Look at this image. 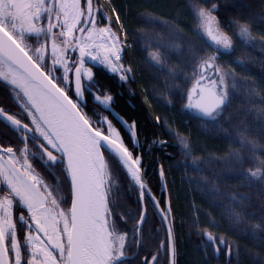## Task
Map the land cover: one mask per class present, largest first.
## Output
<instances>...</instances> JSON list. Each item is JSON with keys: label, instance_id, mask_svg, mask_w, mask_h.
<instances>
[{"label": "snow or ice", "instance_id": "obj_1", "mask_svg": "<svg viewBox=\"0 0 264 264\" xmlns=\"http://www.w3.org/2000/svg\"><path fill=\"white\" fill-rule=\"evenodd\" d=\"M134 7L135 0H0V264H178L168 174L158 164V198L145 160L169 141L154 138L145 148L137 121L116 110L98 81L101 70L121 85L135 80L124 22ZM222 7L226 0H188L185 15L201 46L189 44L183 64L166 57L184 51L176 17L136 10L147 25L137 31L157 38L153 46L151 35L141 37L146 63L170 81L164 106L179 105L181 119L224 132L229 145L194 155L191 133L164 122L184 157L181 182L223 209L218 220L191 197L181 224L195 228L205 261L264 264V76L241 58L221 62L240 47L259 52L264 67V9L222 23ZM237 103L243 111L233 113ZM213 160L224 163L205 175L201 162ZM190 167L198 180L185 179ZM133 192L135 214L117 212V200ZM150 207L156 234L147 230ZM224 220L234 235L219 230ZM241 239L251 246L242 249Z\"/></svg>", "mask_w": 264, "mask_h": 264}, {"label": "trees", "instance_id": "obj_2", "mask_svg": "<svg viewBox=\"0 0 264 264\" xmlns=\"http://www.w3.org/2000/svg\"><path fill=\"white\" fill-rule=\"evenodd\" d=\"M117 6H123L129 3V0H114ZM188 0H135V7L131 14L124 16V22L130 33L129 43L133 45L132 49H128L126 52V63H130L134 69L135 80L130 81L129 85H121L120 82L112 77L110 74L103 72L98 73V81L109 89L115 98V108L125 118L129 120H136L138 126V132L141 136V143L147 148V145L151 143L154 138L168 140L167 146L160 148L153 146L151 154L145 152V160L148 163L147 178L150 186L153 188L158 198L163 196L161 186L157 179L158 164H164L166 172L168 174L169 190L172 192L173 205L176 215V236H177V249H178V264H217L215 259L210 256L205 261L202 253L196 251L197 245L200 243V238L196 234V230L190 227L188 224H181V219H187L185 215L188 200L191 197H195L197 202L202 205V208H206L212 212L218 220L222 218L221 214L223 209L216 207H209V201L201 196V194L189 188L186 184L181 182L183 175V169L180 167L184 163V157L181 154L179 145L170 138V134L163 126L167 120L172 123L174 128L179 129L181 132H190L192 136V147L194 155H206L209 152L223 153L229 145L225 139V133L219 130H205L199 127L196 122L188 123L178 114L179 105L176 109L165 107L163 104V95L167 93L169 83L166 84V77L163 73H158L148 63H146V52L143 50V36H152L153 46H155L156 37L148 32H138L140 28H147L143 20L136 14V10L144 11L145 9L155 12L163 16H174L180 24L184 27L185 32L181 43L184 45V51H171L166 53L167 60L170 64L185 63L187 57V49L189 44L199 48L201 43L193 36V21L190 16L185 15L186 5ZM264 9V4L261 0H226V8L222 7L218 13L221 22L224 23L228 15L247 16L249 10L253 14L260 13ZM167 40V33H165L164 41ZM161 41V42H164ZM260 53L252 50H245L237 47L236 52L232 56L221 57V62L234 60L237 58L244 59L249 63L251 73L257 78L264 76V67L261 66L259 60ZM251 57H256L252 62H249ZM147 90V92H145ZM145 94L149 97V103H145ZM239 100V98H238ZM94 102L89 100V108H91ZM175 103V101H174ZM99 110V109H98ZM233 113L237 111H243V108L239 106V103L233 106ZM160 115L162 120L157 124L155 116ZM227 127V125H225ZM232 132V129H229ZM189 165L191 160L188 161ZM224 162L219 160H213L211 163L201 162L205 175H210V170L214 167L222 165ZM193 178L198 180L195 172L190 167L188 169L187 178ZM124 199L127 205V211L135 214L137 205L135 204L136 195L133 192L131 195H125ZM259 203V201H257ZM117 205H115L116 207ZM116 211L120 212L116 207ZM118 219V218H117ZM118 223L119 220H118ZM123 227V224H120ZM127 227L131 228V222ZM160 227L159 217L152 214L151 207L149 208V220L147 224V230H151L153 234H156V229ZM220 231L231 233L228 222L223 221ZM164 235L163 230H160L159 236L162 238ZM241 248L246 245L251 246V242L241 239L239 241ZM156 245L149 243L148 250H154ZM242 264H250V260L247 257H242ZM136 264H141L140 260L136 261ZM222 264V262H221Z\"/></svg>", "mask_w": 264, "mask_h": 264}, {"label": "rangeland", "instance_id": "obj_3", "mask_svg": "<svg viewBox=\"0 0 264 264\" xmlns=\"http://www.w3.org/2000/svg\"><path fill=\"white\" fill-rule=\"evenodd\" d=\"M3 101V100H2ZM126 204V201L125 199H118L117 202H116V207L118 208V210L121 212V211H125L128 209L127 205L125 206Z\"/></svg>", "mask_w": 264, "mask_h": 264}, {"label": "flooded vegetation", "instance_id": "obj_4", "mask_svg": "<svg viewBox=\"0 0 264 264\" xmlns=\"http://www.w3.org/2000/svg\"><path fill=\"white\" fill-rule=\"evenodd\" d=\"M0 103H6L5 101H2V100H0ZM3 137L2 136H0V139H2Z\"/></svg>", "mask_w": 264, "mask_h": 264}]
</instances>
